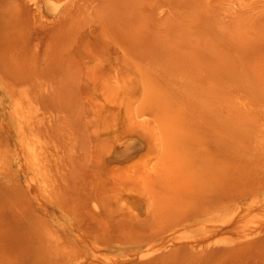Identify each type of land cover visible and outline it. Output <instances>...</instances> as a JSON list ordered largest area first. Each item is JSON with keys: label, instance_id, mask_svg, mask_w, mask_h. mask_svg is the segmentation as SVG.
Segmentation results:
<instances>
[{"label": "rangeland", "instance_id": "rangeland-1", "mask_svg": "<svg viewBox=\"0 0 264 264\" xmlns=\"http://www.w3.org/2000/svg\"><path fill=\"white\" fill-rule=\"evenodd\" d=\"M20 1L0 264H264V0ZM34 66L52 106L25 105Z\"/></svg>", "mask_w": 264, "mask_h": 264}, {"label": "bare ground", "instance_id": "bare-ground-1", "mask_svg": "<svg viewBox=\"0 0 264 264\" xmlns=\"http://www.w3.org/2000/svg\"><path fill=\"white\" fill-rule=\"evenodd\" d=\"M49 1L50 0H40V2L35 3V7L38 8L39 7L38 5L47 3ZM15 2H17V0H7V2L5 4H7V5L9 4V7L12 6L15 9L16 12L17 11L19 13L23 12V6H22L23 3L20 1L19 4H16ZM34 30H36V31H35L33 36L36 39L41 40L40 39V36H41L40 33L37 31V29H34ZM4 33L5 34H3L2 37L0 38V73H1L2 70H6L7 64H8V60H10L11 55L13 54V56H14V51H12L14 46H12L11 45V41L8 40V38H9L8 34L9 33H8L7 30H5ZM47 34H48V44H47L48 48H47V51H46V57L48 59H50V57H51V47H50L49 43L51 42V38H52V23H51V20H50V22L48 24V27H47ZM38 55L35 54V57H37ZM166 57L164 56L165 59H162V62H163L162 66H160L161 65V61L158 64V67L160 66L159 68L165 69L166 65L168 64V62L171 61V57H170L169 61L167 60ZM173 59L176 60L174 58V56H173ZM35 68L36 67L34 66V69ZM38 69H41V68L39 67V68L35 69V72L33 74L34 86L32 87V90H31L32 97L29 98V92L27 91L28 104H25V105L31 107L33 102H39V103H42L43 105L52 106V104H53V94H52V92L50 90L45 95L39 94L40 89H41V85L45 82V80L50 82V77L49 76L47 77V73L45 75L40 74V72H43V71H39ZM182 74H184V73L182 72ZM43 77H45L44 80H42ZM29 81L32 82V77H31V79ZM181 86H184V85H182V81H181ZM8 92L10 93L11 91H8ZM25 94H26V92H25ZM19 102H20L19 100L18 101L17 100H13L12 101V104H13L12 114L16 118H18L20 115L24 114V113H21L19 111V109H18V106L22 107V104L19 103ZM18 112H19V114H18ZM25 112L31 113L29 107L26 109ZM26 120H32V121L40 122L42 120V118H40L39 116H35V117H29V119L27 118ZM215 255H216L215 252H210V253H208V254H206L204 256L197 257L194 262L196 264H204L205 262L212 261V258ZM133 260L134 259H131L128 263H125V264H133ZM115 264H120V263H115Z\"/></svg>", "mask_w": 264, "mask_h": 264}]
</instances>
